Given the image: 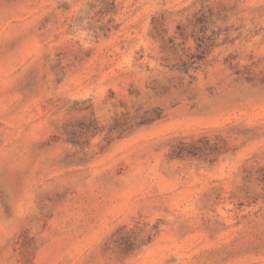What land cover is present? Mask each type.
<instances>
[{"label":"rangeland","instance_id":"rangeland-1","mask_svg":"<svg viewBox=\"0 0 264 264\" xmlns=\"http://www.w3.org/2000/svg\"><path fill=\"white\" fill-rule=\"evenodd\" d=\"M0 264H264V0H0Z\"/></svg>","mask_w":264,"mask_h":264}]
</instances>
